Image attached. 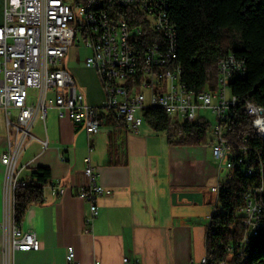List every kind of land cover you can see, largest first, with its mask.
I'll list each match as a JSON object with an SVG mask.
<instances>
[{
    "label": "built area",
    "instance_id": "1",
    "mask_svg": "<svg viewBox=\"0 0 264 264\" xmlns=\"http://www.w3.org/2000/svg\"><path fill=\"white\" fill-rule=\"evenodd\" d=\"M168 10V0H6L5 20L0 25V108L7 119V150L2 163L7 168L12 206L0 225L5 235V264H16V252L41 248L37 232L24 230L15 217L16 189L28 186L33 177L24 181L14 178L25 140L32 136L34 120L40 116L46 121L51 109L59 118L84 125L90 151L92 139L101 131L102 118L107 115L101 109L124 121L134 132L140 131L143 113L150 108H160L172 118L187 122L205 121L199 113L211 110L217 117L210 136L213 156L220 168L228 170L226 180L212 187L218 195L214 213L221 211L220 192L234 170L243 167L248 176L259 174L260 184L249 188L238 210L246 229L239 252L264 228L262 156L251 150L247 137L238 140L235 129L241 106L251 119L253 134L264 140V107L250 101L242 103L231 91L233 80L247 76L246 61L232 52L224 55L218 62L216 88L190 90L178 61V30ZM82 41L91 52L85 63L96 70L104 88L100 107L86 99L70 70L63 66L70 48ZM13 110H17L14 120ZM15 135L21 138L15 139ZM43 144L47 148L48 142ZM61 155L65 160L64 150ZM84 161L88 182L78 196L90 206L86 223L92 225L99 214L98 199L111 195L112 190L99 183L90 155ZM48 188L55 197L66 193V187L59 183H51ZM229 251L233 254L234 249ZM67 260L68 264H81L73 247ZM124 262L138 264L129 257ZM200 264H208V257Z\"/></svg>",
    "mask_w": 264,
    "mask_h": 264
},
{
    "label": "crops",
    "instance_id": "2",
    "mask_svg": "<svg viewBox=\"0 0 264 264\" xmlns=\"http://www.w3.org/2000/svg\"><path fill=\"white\" fill-rule=\"evenodd\" d=\"M5 7L6 0H0V25ZM73 66L87 67L80 61ZM68 69L86 99L100 107L104 99L96 95V80L89 84ZM30 132L14 179H30L39 167H48L51 179L44 186L47 200L31 205L20 223L24 230L37 232L41 248L16 252V264H68L70 247L81 264H125V257L138 264H200L207 256V233L218 206L212 187L228 175L214 159L211 137L203 145L176 146L145 120L140 131L134 132L107 115L90 151L84 125L59 118L55 109L46 121L36 117ZM7 141L6 114L0 108V225L12 206L7 168L2 163ZM88 155L99 183L112 190L98 199L99 214L92 225L86 223L90 206L78 196L88 182L84 174ZM51 183L65 186V195L52 196ZM4 239L0 229V264L6 263Z\"/></svg>",
    "mask_w": 264,
    "mask_h": 264
},
{
    "label": "trees",
    "instance_id": "3",
    "mask_svg": "<svg viewBox=\"0 0 264 264\" xmlns=\"http://www.w3.org/2000/svg\"><path fill=\"white\" fill-rule=\"evenodd\" d=\"M168 3L170 20L178 30V61L188 88L195 92L216 88L218 62L232 52L244 58L248 67L245 78L231 82L232 93L242 103L250 101L264 107V0H168ZM107 115L127 127L121 119ZM237 115L238 140L247 137L251 150L258 151L264 163V140L253 134L251 119L241 106ZM143 116L156 132L165 133L172 145H203L211 136L212 126L207 120L179 121L160 108L147 109ZM32 177L28 186L15 192L18 224L31 205L43 203L44 186L51 179V170L39 167ZM257 183L260 184L259 174L248 176L243 167H238L220 192L221 211L214 213L207 233L208 264H264V228L244 246L242 253L238 250L246 231L238 210L244 204L245 193ZM230 248L234 249L233 254Z\"/></svg>",
    "mask_w": 264,
    "mask_h": 264
},
{
    "label": "rangeland",
    "instance_id": "4",
    "mask_svg": "<svg viewBox=\"0 0 264 264\" xmlns=\"http://www.w3.org/2000/svg\"><path fill=\"white\" fill-rule=\"evenodd\" d=\"M90 53H91L90 50L87 49L86 47L85 41H82L80 44H76V46H72L70 48L68 54L66 55L67 57L64 65L67 68L70 67L81 80H84L89 84H93L94 81L96 80V87H97L96 95L103 97V99H105L104 88L96 70L91 67L77 68L73 66V63L77 64L78 61L82 63L85 62L86 58L90 55ZM68 58L70 59V61L68 60ZM88 91H89V87H87V93ZM50 96L53 95L50 94ZM16 116H17V110H13L11 114V119L14 120ZM199 117L200 119H207L212 124H215L217 122V117L211 110H202L199 113ZM147 125L151 127L149 123H147Z\"/></svg>",
    "mask_w": 264,
    "mask_h": 264
}]
</instances>
